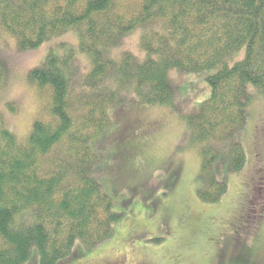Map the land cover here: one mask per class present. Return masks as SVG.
<instances>
[{
  "label": "trees",
  "instance_id": "trees-1",
  "mask_svg": "<svg viewBox=\"0 0 264 264\" xmlns=\"http://www.w3.org/2000/svg\"><path fill=\"white\" fill-rule=\"evenodd\" d=\"M135 30L141 31L142 55L120 53ZM65 32L75 33L88 73L82 81L77 73L74 78L71 55L49 52L27 74L38 95L48 94L47 120H35L22 140L0 121V264H25L33 245L38 264H57L71 256L75 243L89 250L113 236L122 216L90 176L101 157L89 144L110 127L109 109L122 90L139 105L173 107L179 101L176 87L184 85L173 74L215 69L205 77L208 98L182 115L204 180L197 195L206 203L227 191L212 169L221 150L231 148L230 172L242 168L245 157L236 137L252 97L264 95V0H0V36L13 38L18 54ZM240 52L241 59L232 62ZM8 70L0 61V90ZM249 86L256 89L252 94ZM261 145L258 140L257 156ZM115 173L121 182L131 179L127 170ZM257 183L264 203V179ZM252 194L251 188L244 195L246 205ZM26 211L33 212L32 226L16 220Z\"/></svg>",
  "mask_w": 264,
  "mask_h": 264
},
{
  "label": "rangeland",
  "instance_id": "rangeland-1",
  "mask_svg": "<svg viewBox=\"0 0 264 264\" xmlns=\"http://www.w3.org/2000/svg\"><path fill=\"white\" fill-rule=\"evenodd\" d=\"M65 33L19 54L13 38L0 36V61L9 66L0 90V121L17 139L28 135L35 120H47L48 94L38 95L27 74L39 67L49 52L58 57L71 55L69 67L74 78L77 73L82 81L89 71L88 58L78 51L75 33V39ZM140 33L131 32L120 53L142 55ZM242 54L235 55L232 62ZM214 70L184 73V77H171V73L178 86L184 84L176 87L179 101L173 107L139 105L128 89L117 94L109 109L110 127L89 144L101 157L90 176L112 199L113 211L122 217L113 226L110 239L89 250L77 242L71 256L57 264H264V203L257 194V182L264 179V95L252 97L245 126L236 137L245 157L242 168L229 171L230 147L220 151L213 165L216 180L227 186L226 193L215 203L203 202L197 195L204 188V180L197 148L184 131L182 115L196 111L208 98L205 77ZM247 90L252 94L256 89L249 86ZM123 100L131 104L123 105ZM120 105L124 111L115 118ZM9 106H14V113ZM258 140L263 148L260 156ZM123 170L131 179L121 182L115 172ZM251 188L253 194L246 205L244 195ZM16 220L26 226L35 223L32 211L20 213ZM38 262L33 245L25 264Z\"/></svg>",
  "mask_w": 264,
  "mask_h": 264
}]
</instances>
